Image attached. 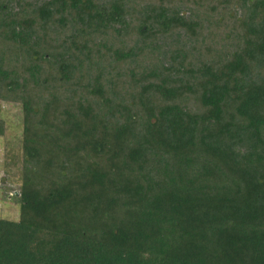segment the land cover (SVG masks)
Instances as JSON below:
<instances>
[{
  "label": "trees",
  "instance_id": "trees-1",
  "mask_svg": "<svg viewBox=\"0 0 264 264\" xmlns=\"http://www.w3.org/2000/svg\"><path fill=\"white\" fill-rule=\"evenodd\" d=\"M0 102V264H264V0H0Z\"/></svg>",
  "mask_w": 264,
  "mask_h": 264
},
{
  "label": "rangeland",
  "instance_id": "rangeland-1",
  "mask_svg": "<svg viewBox=\"0 0 264 264\" xmlns=\"http://www.w3.org/2000/svg\"><path fill=\"white\" fill-rule=\"evenodd\" d=\"M0 118L6 132L0 137V219L18 221L19 203L14 196L20 191L22 166L23 115L20 105L0 102Z\"/></svg>",
  "mask_w": 264,
  "mask_h": 264
}]
</instances>
